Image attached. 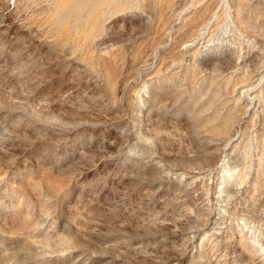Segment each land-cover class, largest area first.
Instances as JSON below:
<instances>
[{
    "label": "rangeland",
    "instance_id": "obj_1",
    "mask_svg": "<svg viewBox=\"0 0 264 264\" xmlns=\"http://www.w3.org/2000/svg\"><path fill=\"white\" fill-rule=\"evenodd\" d=\"M0 264H264V0H0Z\"/></svg>",
    "mask_w": 264,
    "mask_h": 264
}]
</instances>
